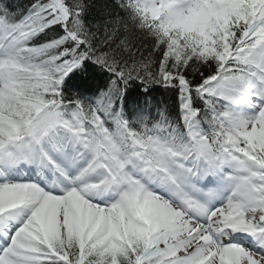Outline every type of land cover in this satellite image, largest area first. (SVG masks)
I'll use <instances>...</instances> for the list:
<instances>
[{
	"label": "snow or ice",
	"instance_id": "1",
	"mask_svg": "<svg viewBox=\"0 0 264 264\" xmlns=\"http://www.w3.org/2000/svg\"><path fill=\"white\" fill-rule=\"evenodd\" d=\"M0 264H264V0H0Z\"/></svg>",
	"mask_w": 264,
	"mask_h": 264
},
{
	"label": "trees",
	"instance_id": "2",
	"mask_svg": "<svg viewBox=\"0 0 264 264\" xmlns=\"http://www.w3.org/2000/svg\"><path fill=\"white\" fill-rule=\"evenodd\" d=\"M12 3L14 4H18L20 7H24L27 5L28 3V0H11ZM102 2V0H101ZM93 15L96 19L102 21L104 19V17L102 15H100L99 13L97 12H93ZM153 95L157 96V97H160L162 95H164L160 89H155L154 92H153Z\"/></svg>",
	"mask_w": 264,
	"mask_h": 264
}]
</instances>
